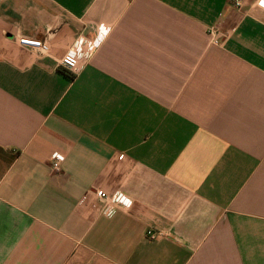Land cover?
Returning <instances> with one entry per match:
<instances>
[{
	"label": "crops",
	"instance_id": "obj_1",
	"mask_svg": "<svg viewBox=\"0 0 264 264\" xmlns=\"http://www.w3.org/2000/svg\"><path fill=\"white\" fill-rule=\"evenodd\" d=\"M0 264H264V4L0 0Z\"/></svg>",
	"mask_w": 264,
	"mask_h": 264
},
{
	"label": "built area",
	"instance_id": "obj_2",
	"mask_svg": "<svg viewBox=\"0 0 264 264\" xmlns=\"http://www.w3.org/2000/svg\"><path fill=\"white\" fill-rule=\"evenodd\" d=\"M245 0H229V2L237 9H240ZM259 4H264V0H257ZM208 34L211 38V42L215 45H220L219 31L216 27H211L208 30ZM19 44L29 52L42 56L49 51V45L46 41L38 40L34 38H21ZM98 40H85L78 38L73 47L65 52L60 59V67L66 72L75 74L80 69L82 61L86 60L98 47ZM51 168L53 171L58 172L61 168V159H54L51 162ZM96 196L104 202L102 213L105 215V211L109 208L115 209L116 207L129 208L132 204L131 199L122 193L108 194L104 191H95ZM129 201L131 202L129 204ZM106 216V215H105ZM161 236V232L155 231L152 228L147 229L146 237L149 240H155Z\"/></svg>",
	"mask_w": 264,
	"mask_h": 264
},
{
	"label": "clouds",
	"instance_id": "obj_3",
	"mask_svg": "<svg viewBox=\"0 0 264 264\" xmlns=\"http://www.w3.org/2000/svg\"><path fill=\"white\" fill-rule=\"evenodd\" d=\"M131 202L129 201V204ZM115 214V209L109 208L105 211V215L107 216V218L111 219Z\"/></svg>",
	"mask_w": 264,
	"mask_h": 264
}]
</instances>
